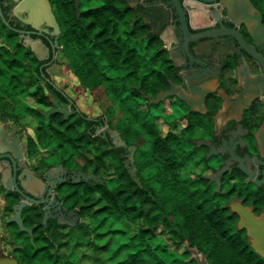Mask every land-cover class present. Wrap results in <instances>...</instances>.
Segmentation results:
<instances>
[{"label": "flooded vegetation", "instance_id": "1", "mask_svg": "<svg viewBox=\"0 0 264 264\" xmlns=\"http://www.w3.org/2000/svg\"><path fill=\"white\" fill-rule=\"evenodd\" d=\"M20 1L0 0V52H3V56L5 55L7 58L17 56L22 58V68H25L27 51H30L36 57L39 67L38 72L34 71L33 73L41 76L46 84H49L62 95V97H54L57 99V103L69 105L70 112L68 116L79 112L83 115L85 114L86 117L89 114L78 107L76 100L71 96L69 90L63 83H57L49 71V68L55 63L57 52L61 47L62 12H66L67 10L64 3L67 0H48L52 18L49 17V20L38 21L36 24L27 20L30 15L28 7H22L18 11L15 10L16 5ZM71 1L74 6L75 15L79 17L85 9L102 4L105 0H79L78 12L75 7V0ZM250 1L260 12L261 21L264 26V0ZM125 2L130 6L127 0ZM131 10L135 12L132 7ZM227 10L226 5H224L221 9V15H226ZM137 17L140 16L137 14ZM51 19H55L59 30H56ZM140 19L148 24L141 17ZM237 30L246 42L252 43V38L244 21L238 24ZM163 46L167 49L168 56L171 59V67L166 71L167 85L160 90L169 88L170 81H173L176 86L184 91L182 75L171 58L164 42ZM3 56L0 55V57ZM243 57L249 74H260L261 64L258 59L248 51L243 52ZM238 82L239 76L235 56L228 54L222 59L218 67L214 86L203 97L204 111L193 109L187 100L179 98L176 93L166 96L158 103H149L146 97L149 104L162 106V118L166 124V130L162 135L164 146L166 147L165 151L168 155V161L175 162L171 165V169L170 167L165 169L167 173L165 174V184L170 186L176 183L179 185L190 183L193 188L199 190L195 194V197L198 199L197 201L203 202L205 205L213 204L214 206L220 205L221 207H225V211L222 213L223 215L221 214V217L225 219L229 229L224 232V235L231 236L233 251H241L243 255L246 254L247 256H240L241 261H235L232 257L221 259L220 254H214V256L212 254L218 252L216 248L211 247L209 249L210 254L197 244H190L185 239L180 252L187 260L183 259L179 264H200L191 257L190 251L186 248V241L189 242V246H196L199 252L205 253L207 264H264V254L253 245L256 241L254 234L250 233L248 225H239L241 214L233 206L237 204L247 209L254 223L262 225L264 230V188L257 184L241 167L236 165L229 166L214 178L209 177L214 170L222 165L223 156L221 151L224 144L230 139L240 138L245 144L249 156L254 157L259 154L255 132L264 123V91H260L252 96L247 105L241 107L240 117L233 118L229 111L221 113L225 108L226 98L237 96L238 93L235 88L238 86ZM51 97L49 95L50 100ZM52 105L51 101V105L48 108ZM89 116L90 118L88 119L91 121L89 129H92L102 140L100 142L102 146L106 145L107 148L113 150L117 157L116 160L118 159L128 172L125 164L129 163L128 155L130 151L125 146L114 144L110 132L104 129L106 124L110 126L105 114ZM13 123L12 120L2 118L0 115V125L6 133L10 151L15 156L23 158L35 176L53 187V192L45 204L28 203L23 207L21 211L22 220L26 226L32 227L31 232H28L20 230L18 224L9 219L13 214V207L9 211V214L5 217L3 216L5 212H8L6 210L8 203L13 205L22 198L15 192L8 190L0 180V240L2 250L5 255L15 258L18 264H34L28 262L24 255L28 241L33 244V249H37L42 246L39 242V237H50L51 233L58 230L61 231V227H66L67 232L71 227L82 224L84 204L80 200L76 201L75 194H71V192L75 189V185L81 186V182L85 181H73L70 170L94 172L103 179V182L100 183L102 185H106L107 181L111 177H115L116 174H106L107 155L100 157L97 169H88L85 163L77 168H72L64 165V162H58L55 165H48L44 168H36L31 163V158L26 155L25 149L27 148L28 137H24L22 129L19 126L13 125ZM110 127L116 128L114 126ZM116 129L120 132L121 137L127 145H136L133 153V163L136 166V174L140 178V184L132 180L139 186H143L146 183V186L149 188L159 185L160 182L156 179V170L148 174L147 177L141 175L140 170L144 167L140 168L139 159L136 156L138 145L129 142L122 135L121 131L118 128ZM174 136H177L180 141V148H172L174 146L172 137ZM24 139L26 140V147L24 146ZM172 155L179 157V159L176 158L181 163L179 166L175 167L177 162L175 158H172ZM59 163L62 164V169L57 168ZM149 163L146 167L154 165L150 161ZM29 213H33L35 216L32 219V223L27 224L24 219L26 214ZM44 216L45 222H42ZM217 216H220V214ZM75 218L77 223L71 225L70 222L74 221ZM39 222L42 223V227L39 225ZM12 224L16 226V236L23 240L22 244L16 245L11 243L12 238L9 236L8 227ZM210 231V233L218 234L213 229ZM199 233L202 234L203 231ZM56 248V246L52 247V249ZM12 251L18 252L17 255H13ZM185 251L188 254H184Z\"/></svg>", "mask_w": 264, "mask_h": 264}, {"label": "trees", "instance_id": "2", "mask_svg": "<svg viewBox=\"0 0 264 264\" xmlns=\"http://www.w3.org/2000/svg\"><path fill=\"white\" fill-rule=\"evenodd\" d=\"M64 3L67 10L62 12L60 43L78 82L92 90L100 84L127 82L137 70L143 68L144 76L139 79L137 86H131L129 90L135 101L124 106L119 99L117 104L121 113H124L129 120L145 118L149 105L146 95L155 96L158 90L167 85L166 71L171 67V59L163 46L162 39L153 33L148 24L137 17L135 12H132L125 0H105L102 4L85 9L79 17L75 15L71 0ZM115 31H119L117 37L111 35ZM3 54L0 52V55ZM22 65V58L18 56L7 58L4 55L0 60V115H3L7 106L6 101L3 100L6 92L12 96L30 95L34 102L41 106L51 105L49 95L43 87L37 85L36 89L29 90L33 72H38L39 69L36 57L30 51H27L26 67L22 68ZM47 85L56 97H62L49 84ZM143 104L145 107L142 106ZM23 109L39 118L36 140L30 136L27 140L30 157L36 151L38 143L48 145L54 140L59 146L68 144L81 154H84L90 146L96 144V149L100 146L102 140L92 129H89L91 121L85 117V114L78 112L64 118L60 112L45 116L38 108L29 104H23ZM172 142L174 144L172 148H180L177 136L172 137ZM165 149L163 137L156 135L149 147L138 146L136 150L140 168L149 165V161L156 167V179L160 184L154 188L147 187L146 183L143 186L135 183L122 163L116 160L113 150L103 145L99 153L94 155L93 168L97 169L100 157L107 155L110 159L116 160L114 166L116 176L111 177L106 185L94 181L81 182V186L75 185V189L71 192L75 194L76 201H82L84 211L86 209L90 211L91 221L99 219L98 224L103 223L105 219L104 216L99 218L102 210H107V215L113 212L121 213L131 221H136L140 217L144 220L146 227L134 233L127 242L121 243L117 248L118 251L131 247L133 251L114 264H153V262L165 264L166 262L150 248L146 240L150 226L156 227L158 224L166 227L170 237L180 246L186 239L190 244H197L208 253L211 247L216 248L218 252L212 254L213 256L220 254L221 259L232 257L235 261H241V257H247L241 251H233L231 236L224 235L229 229L227 222L221 217L225 207L205 205L197 201L195 194L199 190L193 188L190 183L187 185L176 183L170 186L165 184V174H167L165 169L169 167L171 169V165L175 163L168 161ZM172 156L179 159L176 155ZM83 157L85 160L88 158ZM177 159L175 167L181 164ZM101 199H104L105 205L92 208ZM6 210H12L11 203H8ZM219 214L220 216H217ZM26 216L24 221L27 224L32 223L35 214L29 213ZM39 225L42 227L41 222ZM81 227L82 224L71 227L68 232L69 234L72 232L69 239L73 238L74 241L79 242L86 231V228L81 231ZM211 229L218 234L210 233ZM200 231L203 233L200 234ZM62 235L65 234H61L58 230L51 233L50 237H39L42 246L37 249H33V244L28 241L24 253L26 260L34 264H41L43 260L50 264L63 263L64 254L59 253L57 248L52 249ZM46 248L48 252H45ZM184 254L188 252L185 251Z\"/></svg>", "mask_w": 264, "mask_h": 264}, {"label": "water", "instance_id": "3", "mask_svg": "<svg viewBox=\"0 0 264 264\" xmlns=\"http://www.w3.org/2000/svg\"><path fill=\"white\" fill-rule=\"evenodd\" d=\"M78 1L75 0L77 12ZM132 9L144 19L153 33L158 35L168 48L175 65L183 79L184 91L170 81V87L159 90L155 96L146 95L149 103H158L166 96L176 93L179 98L187 100L189 105L198 111H204L203 97L214 86L218 67L222 59L233 54L239 76L238 86L235 88L237 96L226 98L225 108L233 118L241 115V107L247 105L250 98L260 91H264V26L260 12L250 0H127ZM226 5V15H221L222 7ZM22 7L29 8L30 22L49 20L51 9L48 0H21L15 7L18 11ZM52 18V17H51ZM56 30H59L55 19H51ZM244 21L252 43L246 42L237 30L238 24ZM248 51L261 64L260 74H249L243 57ZM53 105L47 109L39 108L40 112L48 116L53 112H61L66 118L70 112L68 104L57 103L51 97ZM90 118L89 115L86 116ZM104 129L110 132L113 142L117 146L129 149V163L125 164L132 179L140 184L134 165V149L136 145H127L116 128L108 124ZM259 154L249 156L245 144L240 138L228 140L222 148L223 163L214 170L209 177L214 178L229 166L241 167L257 184L264 188V123L255 132ZM57 168L62 169L59 163ZM73 181H94L102 183L103 179L94 172L71 169ZM0 180L3 185L22 199L12 205L13 214L9 217L15 221L20 230L31 232L32 227L26 226L21 217V211L28 203L45 204L50 198L53 187L35 176L23 158L15 156L9 149L7 136L0 125ZM241 214L240 226L248 225L250 233L256 241L254 247L264 254V230L262 225L254 223L247 209L233 205ZM77 218V217H76ZM76 218L70 224L77 223ZM42 222H45V216ZM186 248L191 257L200 264H207L206 255L199 252L196 246ZM0 264H18L2 250L0 240Z\"/></svg>", "mask_w": 264, "mask_h": 264}, {"label": "rangeland", "instance_id": "4", "mask_svg": "<svg viewBox=\"0 0 264 264\" xmlns=\"http://www.w3.org/2000/svg\"><path fill=\"white\" fill-rule=\"evenodd\" d=\"M118 33L119 31H115L111 33V35L117 37ZM0 58L2 59V57ZM49 71L52 78L57 81V83H63L69 90L71 96L76 100L81 110L89 115L105 114L110 126L118 128L129 142L135 143L140 147H149L154 136H162L166 130V124L162 118V106H153L149 104L146 109L145 118H139L135 121L129 120V118L119 110L118 102L120 100L124 106H128L135 101V98L131 96L129 90L131 86H137L139 79L144 76L145 71L143 68L137 70L134 76L130 77L127 82H109L107 84H100L92 90H89L78 82L77 77L70 67L68 58L64 54L62 47H60L56 55L55 63L49 68ZM37 85L43 87L48 95L52 97L55 96L50 88H48L43 78L33 73L29 90L36 89ZM139 98L143 100L142 97ZM3 100L6 101L7 106L1 117L10 119L14 122L13 125L19 126L23 131L24 137L30 136L36 140V127L39 118L37 115L24 111L23 104H29L38 109H47L48 106H41L35 103L30 95L25 96L18 94L12 96L9 95L8 92L5 93V98H3ZM142 106L145 107L144 104ZM23 141L26 147V140L24 139ZM99 145L97 149L96 144L90 146L84 154H81L72 149L68 144L59 146L58 142L54 140L48 145L38 143L36 151L33 152L31 157L28 155V148L25 150L26 155L31 158L30 161L36 168H44L48 165L64 162V165L72 168H77L85 163L88 169H92L95 164L93 163L94 155L98 154L99 150L103 147L100 143ZM83 156L88 158L85 160ZM88 161L89 163H87ZM107 162L106 174L115 175L116 169L114 166L116 160L108 157ZM155 170L156 167L153 165L142 168L140 173L143 177H147L148 174ZM104 205L105 201L101 199L95 203L92 208ZM92 208L90 210H92ZM9 213V211L5 212L3 216L5 217ZM83 214L81 231L83 228H86V231L79 242L74 241L73 238L69 239L72 233H68L70 229L66 232L67 228L61 227L60 232L65 235H62L61 239L54 243L58 252L64 254V260L61 264H114L118 260L126 257L129 252L133 251L131 247L117 251L119 245L123 242H127L134 233L146 227L141 217L136 221H131L118 212L107 215V210H102L99 218L104 216L105 219L101 224H98L99 219L91 221L90 211L88 209H86ZM8 231L9 236L12 238V244L19 245L23 243V240L16 236L17 228L14 224L8 227ZM146 240L150 248H152L166 264H179V262L184 259L180 252L182 245H178L176 241L170 237L167 228L163 225L158 224L156 227L150 226V231ZM45 252H48V250ZM11 253L17 255L18 252L12 251ZM41 262V264H48L44 260Z\"/></svg>", "mask_w": 264, "mask_h": 264}]
</instances>
